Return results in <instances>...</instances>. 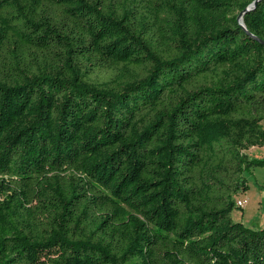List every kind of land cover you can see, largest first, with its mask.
Returning a JSON list of instances; mask_svg holds the SVG:
<instances>
[{
	"label": "trees",
	"instance_id": "16d2710c",
	"mask_svg": "<svg viewBox=\"0 0 264 264\" xmlns=\"http://www.w3.org/2000/svg\"><path fill=\"white\" fill-rule=\"evenodd\" d=\"M254 1L0 0V264H264Z\"/></svg>",
	"mask_w": 264,
	"mask_h": 264
},
{
	"label": "rangeland",
	"instance_id": "374dc122",
	"mask_svg": "<svg viewBox=\"0 0 264 264\" xmlns=\"http://www.w3.org/2000/svg\"><path fill=\"white\" fill-rule=\"evenodd\" d=\"M246 152L258 157L261 152H264V146H255ZM246 177L250 185L249 190L238 197V199H245L246 203L243 209L236 208L232 216L235 221L243 222L253 229H259L264 227V167L253 169L251 173L246 174Z\"/></svg>",
	"mask_w": 264,
	"mask_h": 264
},
{
	"label": "water",
	"instance_id": "95a60500",
	"mask_svg": "<svg viewBox=\"0 0 264 264\" xmlns=\"http://www.w3.org/2000/svg\"><path fill=\"white\" fill-rule=\"evenodd\" d=\"M258 1L259 0H255L253 3H251L244 11H242L240 14H239V16H238V19H239V21H240V23H241V25L246 29V26H245V24H244V22H243V16H244V14L247 12V11H250V10H252V9H254L256 6H257V3H258ZM251 34V33H250ZM252 36H254V35H252ZM257 40H259L261 43H264V40H262V39H260V38H258V37H255Z\"/></svg>",
	"mask_w": 264,
	"mask_h": 264
},
{
	"label": "built area",
	"instance_id": "2783aa9c",
	"mask_svg": "<svg viewBox=\"0 0 264 264\" xmlns=\"http://www.w3.org/2000/svg\"><path fill=\"white\" fill-rule=\"evenodd\" d=\"M237 203L240 206H244V204L246 203V200L245 199L244 200L243 199H239Z\"/></svg>",
	"mask_w": 264,
	"mask_h": 264
},
{
	"label": "crops",
	"instance_id": "0c3cea01",
	"mask_svg": "<svg viewBox=\"0 0 264 264\" xmlns=\"http://www.w3.org/2000/svg\"><path fill=\"white\" fill-rule=\"evenodd\" d=\"M252 148H254V147H252ZM261 156H264V152H261V154L258 157H261Z\"/></svg>",
	"mask_w": 264,
	"mask_h": 264
}]
</instances>
